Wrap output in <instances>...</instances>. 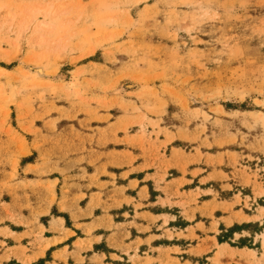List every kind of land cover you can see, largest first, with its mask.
<instances>
[{"label": "rangeland", "instance_id": "obj_1", "mask_svg": "<svg viewBox=\"0 0 264 264\" xmlns=\"http://www.w3.org/2000/svg\"><path fill=\"white\" fill-rule=\"evenodd\" d=\"M95 243L264 264V0H0V264Z\"/></svg>", "mask_w": 264, "mask_h": 264}, {"label": "crops", "instance_id": "obj_2", "mask_svg": "<svg viewBox=\"0 0 264 264\" xmlns=\"http://www.w3.org/2000/svg\"><path fill=\"white\" fill-rule=\"evenodd\" d=\"M99 245L97 243H95L93 245L92 248H90L88 250V252L82 253L81 254V258L84 260V262H80L78 261L77 264H137V263H141V264H145L146 260L148 258H146L144 255L146 252H144L142 249H140L138 257L137 255H134L133 253H122V255H126V258H122L120 260H115V259H108V256H113L116 255L118 253L115 252H110L108 253V255L100 250L95 249V246ZM127 248H130L131 246L127 245ZM80 252L79 251H75V255H73L74 257H79ZM79 259V258H78ZM122 261V262H121ZM57 264V263H56ZM59 264H63V263H59ZM71 264V263H68Z\"/></svg>", "mask_w": 264, "mask_h": 264}]
</instances>
